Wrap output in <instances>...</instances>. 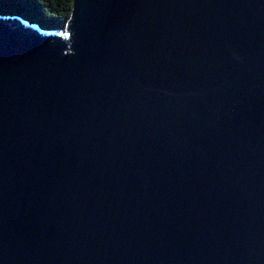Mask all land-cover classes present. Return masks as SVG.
<instances>
[{
    "label": "water",
    "instance_id": "1",
    "mask_svg": "<svg viewBox=\"0 0 264 264\" xmlns=\"http://www.w3.org/2000/svg\"><path fill=\"white\" fill-rule=\"evenodd\" d=\"M0 13V264H264V0Z\"/></svg>",
    "mask_w": 264,
    "mask_h": 264
},
{
    "label": "trees",
    "instance_id": "2",
    "mask_svg": "<svg viewBox=\"0 0 264 264\" xmlns=\"http://www.w3.org/2000/svg\"><path fill=\"white\" fill-rule=\"evenodd\" d=\"M73 0H0V13L19 14L43 28L63 31L71 17Z\"/></svg>",
    "mask_w": 264,
    "mask_h": 264
},
{
    "label": "bare ground",
    "instance_id": "3",
    "mask_svg": "<svg viewBox=\"0 0 264 264\" xmlns=\"http://www.w3.org/2000/svg\"><path fill=\"white\" fill-rule=\"evenodd\" d=\"M45 29H47V30H50V31H53V29H48V28H45ZM54 32H57L56 30H54Z\"/></svg>",
    "mask_w": 264,
    "mask_h": 264
}]
</instances>
